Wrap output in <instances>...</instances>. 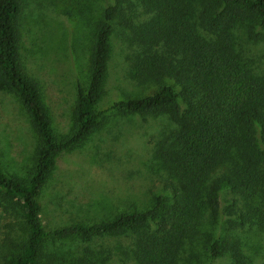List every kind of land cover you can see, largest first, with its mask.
<instances>
[{"label":"trees","instance_id":"obj_1","mask_svg":"<svg viewBox=\"0 0 264 264\" xmlns=\"http://www.w3.org/2000/svg\"><path fill=\"white\" fill-rule=\"evenodd\" d=\"M29 1L0 0V92L20 103L38 139L32 166L22 175L0 164V214L18 222L21 231L2 238L0 264H59L47 244L74 237L123 239L130 264H189L186 248L206 222H216L225 195V233L204 235L205 258L208 264L219 257L227 264H252L235 232H264V70L256 69L250 53L264 41V0H106L90 20L87 79L76 87L70 130L61 137L19 59V27ZM46 1L68 2L86 18L78 11L80 0ZM113 40L126 52L134 87L149 92L117 100L109 109L143 121L164 116L172 123L151 149L161 189L143 209L46 231L39 197L55 157L99 125L95 106Z\"/></svg>","mask_w":264,"mask_h":264},{"label":"rangeland","instance_id":"obj_2","mask_svg":"<svg viewBox=\"0 0 264 264\" xmlns=\"http://www.w3.org/2000/svg\"><path fill=\"white\" fill-rule=\"evenodd\" d=\"M105 3L106 0H80L78 11L86 18L80 17L68 2L30 0L24 10L19 27V59L25 72L37 83L58 137L70 130L76 87H84L87 79L93 36L90 20ZM259 43L250 52L258 71L264 70V41ZM148 92L134 87L126 52L113 40L106 83L95 106L100 114L99 125L80 145L55 157L39 197V221L44 230L76 223L92 224L109 220L120 212L143 209L148 206L149 197L160 191L151 149L155 139L167 132L172 123L164 116L143 121L138 116L109 109L117 100ZM37 144L23 107L13 95L0 92L1 166L22 175L32 166ZM229 198L220 196L221 215L212 225L206 222L194 245L186 248L189 264H208L204 235L210 233L212 239L224 235L226 219L222 214ZM9 232L13 238L18 237L19 224L0 214V242ZM236 233L252 264H264V232ZM125 247L126 241L120 238L87 241L74 237L49 242L47 252L54 254L59 264H77L75 259L130 264L123 254ZM227 263L225 257H219L212 264Z\"/></svg>","mask_w":264,"mask_h":264}]
</instances>
